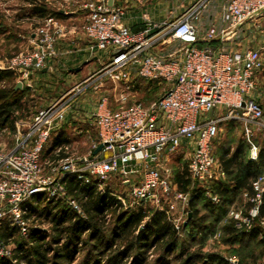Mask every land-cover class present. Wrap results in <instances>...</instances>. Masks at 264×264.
<instances>
[{
    "label": "built area",
    "instance_id": "built-area-1",
    "mask_svg": "<svg viewBox=\"0 0 264 264\" xmlns=\"http://www.w3.org/2000/svg\"><path fill=\"white\" fill-rule=\"evenodd\" d=\"M181 6L180 14L172 10L161 22L144 14L143 26L133 30L126 24L127 5L118 0H85L87 11L81 25H74L67 10L63 11L69 16L67 24L57 15H48L33 34L32 47L8 60L3 68L15 71L23 83L33 73L49 68L59 56V40L72 31L81 32L89 42L91 57L100 60L99 53L106 57L89 79L41 107L26 128L17 127L13 148L0 142V228L8 223L27 238V215L39 203L64 200L68 177L101 191L113 179L120 181L129 187L128 195H113L126 208L172 196L188 204L193 196L177 189L168 163L186 151L190 175L208 188L224 175L214 141L230 121L243 126L250 156L258 160L260 147L253 139L264 132V101L258 90L264 44L245 46L243 41L246 25L257 27L263 16L264 0H194ZM103 79L123 83L115 100L119 108L112 106L108 90L91 112L75 104L87 89H102ZM142 80L164 85V93L148 105L140 101L127 105L136 94V82ZM85 113L98 132L94 147L103 144L102 151L95 156H72L67 146H56L55 155L63 156L49 164L47 174L44 158L53 135L62 130L68 115ZM208 195L219 201L216 195ZM248 198L246 212L230 213L239 231H249L260 216L264 167L252 181ZM67 207L86 218L76 200L69 199ZM175 209L172 202L165 210L170 214ZM180 222L181 218L175 220L177 229ZM260 224L264 228V218ZM0 256L12 259L11 264H24L12 258V248L2 240Z\"/></svg>",
    "mask_w": 264,
    "mask_h": 264
},
{
    "label": "trees",
    "instance_id": "trees-1",
    "mask_svg": "<svg viewBox=\"0 0 264 264\" xmlns=\"http://www.w3.org/2000/svg\"><path fill=\"white\" fill-rule=\"evenodd\" d=\"M33 3L35 12L41 16L57 15L61 17L59 12H51L46 4H39L37 1ZM17 79L15 71L0 69V135L4 131L15 132L17 122L29 118L32 114L34 105H31L32 101H30L29 95L32 88L25 86L22 90L17 89ZM234 124L240 123L237 121L226 123L231 129ZM257 134L264 135V132ZM255 143L260 147L257 161L249 159L250 145L244 137L243 142L233 155L229 149L222 153L219 164L228 176L227 181L223 182L222 179H219L212 182L208 188L199 186L195 188L190 201L192 218L186 226L181 225L180 231L175 227L166 210L152 212L145 206L146 203L125 210L122 202L113 195L112 188L107 187L101 191L95 185L80 184L74 177H68L65 180L67 194L79 203L86 218H82L68 209L63 200L45 202L43 205L46 207L42 211L43 214H47L45 220H48L51 225V230H47L41 227L46 222L40 219L43 214L35 217L33 213L42 204L39 203L27 215L30 223V232L27 238L20 236L21 240L16 243L15 236L18 234V229L5 223L0 228V240L4 245L12 246V258L22 261L24 264H74L89 241L95 242L92 249L97 251V254L86 260L84 264H147L150 250L158 249L162 254L175 250L178 246L180 232L189 230L190 234H194V236H203L204 234L205 238L210 237L215 224L207 223L209 218H214L220 224V228L223 229L224 234L227 233L230 238L229 242L232 244H240L247 239L259 240L260 238L264 242V228L260 224V220L264 218V200L260 216L249 231L237 230L234 220H228L231 206L239 193L247 190L250 195L252 194V181L264 167V137L261 143L258 141ZM61 156L63 154L54 155V158L59 159ZM191 177L187 164L180 171L177 181H174L178 184L181 192L189 191ZM208 193L216 195L219 201H212ZM200 205H203L205 209L203 214L197 211ZM110 216H116L119 221L115 226L114 233L107 238ZM226 219L229 223L226 226L221 225ZM143 224V230L139 231ZM102 243L105 247L100 250L99 247ZM182 253L186 258L184 264H197L198 262L201 264H215V262L229 264L218 255L194 253L186 249H183ZM11 261L10 258L0 256V264H11Z\"/></svg>",
    "mask_w": 264,
    "mask_h": 264
},
{
    "label": "rangeland",
    "instance_id": "rangeland-1",
    "mask_svg": "<svg viewBox=\"0 0 264 264\" xmlns=\"http://www.w3.org/2000/svg\"><path fill=\"white\" fill-rule=\"evenodd\" d=\"M34 1H37V3L39 4H46L51 12L69 10L68 8L72 7L76 4V2H78L77 0L70 2L67 0H0V69H4L3 67L7 64L10 58L30 49L32 47L30 44V40L33 38V34L39 27L43 26L44 20L48 15L41 16L40 14L36 13L34 10ZM176 4L177 2L175 0H150L147 3V10L151 13L153 12L157 14L158 19H165L169 14V10H174L176 8ZM64 16L65 17H58H60L61 20H63V22L67 24L66 19L68 18V16ZM136 27L138 28L139 25H136ZM246 28L248 30L245 33V40L243 41V45L255 47L262 46L264 44V14L262 17H260V19H258L257 27L253 26V24H250L246 25ZM105 59L106 58L104 57L103 60ZM50 64H53L52 66L56 68L59 64L58 57ZM16 81H18V79ZM57 81L59 80L57 79L53 83L52 79L47 78L36 82V84L34 85L35 89L32 88L33 91L31 90V93L29 94L30 101H32L30 103L31 105H34V107L32 108V114L29 118L27 117V119L25 118L19 122L20 128H26L25 123L30 122L41 107L46 106L53 99L58 98L63 94V92L67 90L65 85H63L62 83L59 84ZM140 84L142 85V87L137 92L135 91L136 94L133 97L129 98L126 103L127 105L134 101H140L145 104L150 103L154 99L159 98L164 93V85H158L155 82H143V80L142 82H140ZM151 86L153 88L149 89L147 94H145L144 89L150 88ZM258 90L264 96V70L261 72L258 79ZM233 127L234 129L229 131L230 129H228V126H224L222 134H220V136L214 141V152L218 160L222 153L227 149H229L230 152L235 153L238 147L241 145V142H243L242 129L238 128V124H234ZM15 132L6 131L0 135V142L4 143L8 149L13 148L14 146L13 139L15 136ZM263 137V134H256L254 136V141H258L259 143H261ZM55 139L56 138H53V140L50 141L48 150L45 153L44 166L45 172L47 174L50 173L49 164L56 158H54L55 152H53L54 146L52 144ZM60 141V144L68 147V155H93V152L96 149L94 146L97 143V131L91 125L85 124L83 126L81 123H77L75 124V129L72 128L65 132L63 136H60ZM180 155H177L178 159H172L170 162V169L172 171L171 179L175 182L177 181V177L180 171L185 165L188 164V158ZM191 179V186L189 191L187 192L189 196H192L195 188H197L198 186L201 187L196 179H193L192 177ZM107 187L112 188L114 190V193L122 197L128 195L129 192L128 186L115 179L108 182L105 188ZM176 187L179 190V186L177 183ZM96 188L99 189V187ZM66 198L63 201L67 204L71 197L67 194ZM172 202L176 205V209L172 210V212H170V214L168 215L171 217L175 227V220H177L178 218H181L180 225L186 226L190 220L188 216L191 210L190 202L184 205L181 201L176 200L175 197L172 196L170 200H165L164 198H162L157 201H149L145 206L153 212L155 210L167 209L168 204ZM43 203L37 207V211L33 212L35 217H39L41 214H43L42 210L46 207L43 205ZM124 209L128 210L131 208L124 207ZM247 209L248 208L245 207L243 211L246 212ZM197 211H199L200 214L205 213L203 205L198 206ZM231 211L229 212L228 220L232 219L230 215ZM46 216L47 214H43V216H40V219L45 220ZM45 221L46 222L42 224L41 227L47 230H51L49 221ZM118 221L119 219L116 218V216H110L108 221L107 238H109L114 233V229ZM211 222L215 224V228L211 230L212 234L210 237L208 236V238H205L204 234L203 236H194V234H190L191 232L189 230H187L186 232H180L178 246L175 250L170 251L166 254H162L158 249H152L148 253L149 258L147 264H184V260L186 258L182 253L183 249L194 253L218 255L228 261L229 264L262 263V261L264 260V242L261 240V238L259 240L247 239L240 244H232L229 242L230 238L227 233L224 234L223 229L220 228V224L217 223L214 218H209L207 220V223ZM228 223L229 222L226 219V221H224L221 225L226 226ZM143 228L144 224L139 228V231L143 230ZM178 231H180V229H178ZM20 240V235L16 234L15 242L18 243ZM94 243V241L88 242L87 246L78 255L77 260L74 264H84L86 260L91 257L93 258L94 255L96 256L97 251L92 249V245ZM12 245L14 246V244ZM10 247L12 248V246ZM104 247L105 245L102 243L100 244L99 249L103 250ZM197 264H201V262H198ZM215 264L220 263L215 262Z\"/></svg>",
    "mask_w": 264,
    "mask_h": 264
},
{
    "label": "crops",
    "instance_id": "crops-1",
    "mask_svg": "<svg viewBox=\"0 0 264 264\" xmlns=\"http://www.w3.org/2000/svg\"><path fill=\"white\" fill-rule=\"evenodd\" d=\"M77 1L78 2H76V4L73 5L72 7L68 8L69 10L67 11L71 12L72 18L75 19L74 25L79 26L83 22V17L87 10L83 8V3L85 2V0H77ZM149 1L150 0H145V2L141 4L137 0H118L119 4L127 5L126 24L129 27H131L133 30L139 29L141 26H143L144 14H146L154 22H161V21H165L168 19L169 14L165 19H158L157 14L153 12L152 13L149 12L147 10V3ZM175 1L177 2L176 4L177 6L174 10H177V14H180L183 10V6H181V4L183 3V5L184 4L188 5L192 3L194 0H175ZM170 11L172 10H169L168 13H170ZM60 15L65 17L63 11L60 12ZM68 18L67 19L65 18V19L68 21ZM136 25H139V27L137 28ZM56 48H57V51L59 52V56H58L59 64L57 65V67L55 68L54 66H52L53 64L52 65L49 64V68L33 73L29 79L22 81L23 82L22 89L25 86L35 89L34 85L36 84V82L49 78L53 80V83L55 80L58 79L59 81L57 82L59 84L62 83L63 85L66 86L67 90L68 89L70 90L76 85L89 79L96 72V70L102 65V61H104L103 58L105 57L103 53H99L98 55L100 60H98L95 57H91V53L89 51V42L85 39V37L79 31H72V33L69 34L66 38L59 40ZM140 82L142 81L136 82V88H135L136 91H138L142 87ZM18 83L19 81H17V84ZM101 83L103 85L102 89L98 91H95L93 87L92 89L91 88L87 89L82 95L76 98L75 101L77 103L75 102V104L79 106L81 109L91 112L95 109V105L97 101L99 100L101 94L104 93L106 90H108L110 93L112 106L114 108H119L120 104L116 103L115 100L119 97V94L123 90V83L121 81H118V80L113 81L111 79H103ZM151 88L153 87L151 86L150 88H147V89L145 88L144 89L145 94ZM263 97L264 96H262V98ZM77 123L78 124L81 123L83 126L85 124H88V125L93 126L96 129L94 121L93 119H91L89 114L85 113V114H80L79 116L72 115V114L68 115L67 122L65 123L62 130L58 134H54L53 135L54 137H52V140L53 138H56L55 141L52 142L53 146L56 147V145L60 142V136H63L65 132H67L68 130L72 128L75 129V124ZM25 124L27 126L29 122H26ZM19 126H20L19 122H17L16 129ZM238 128L242 129L243 134H244L243 137L245 138V132H244L243 126L241 124H238ZM228 129H230L229 131H231L234 129V127L232 129L228 127ZM220 134H222V131ZM97 141H98V132H97ZM59 145H62V144H59ZM230 153L231 155L234 154L232 152ZM180 154L183 155L185 158L189 157V153H187L186 151ZM172 159H178L177 155L173 156L171 160ZM249 159L252 160L250 156V151H249ZM170 162L168 163L169 168H171ZM218 163H219V160H218ZM227 177L228 176L226 175V173H224V175L221 176L220 179H222V181L224 182L225 180L227 181ZM249 195L250 194L247 190L240 192L236 198V201L231 206V210L244 212L243 210L245 207L249 208L250 206L249 198H248Z\"/></svg>",
    "mask_w": 264,
    "mask_h": 264
},
{
    "label": "water",
    "instance_id": "water-1",
    "mask_svg": "<svg viewBox=\"0 0 264 264\" xmlns=\"http://www.w3.org/2000/svg\"><path fill=\"white\" fill-rule=\"evenodd\" d=\"M22 86H23L22 83H18L17 86H16V88H17V89H22ZM102 149H103V144H100V145L95 149V151L93 152V156L99 154V153L102 151ZM188 216H189V219H191V218H192V212H189V215H188Z\"/></svg>",
    "mask_w": 264,
    "mask_h": 264
}]
</instances>
